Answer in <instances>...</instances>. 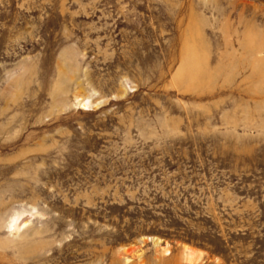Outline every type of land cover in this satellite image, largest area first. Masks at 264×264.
Listing matches in <instances>:
<instances>
[{
  "label": "rangeland",
  "instance_id": "1",
  "mask_svg": "<svg viewBox=\"0 0 264 264\" xmlns=\"http://www.w3.org/2000/svg\"><path fill=\"white\" fill-rule=\"evenodd\" d=\"M0 264H264V0H0Z\"/></svg>",
  "mask_w": 264,
  "mask_h": 264
},
{
  "label": "bare ground",
  "instance_id": "2",
  "mask_svg": "<svg viewBox=\"0 0 264 264\" xmlns=\"http://www.w3.org/2000/svg\"><path fill=\"white\" fill-rule=\"evenodd\" d=\"M85 106V105H84ZM14 230H18L17 224L13 225ZM187 248V247H186ZM189 251H191V255L194 253L190 248H187ZM168 253V252H167Z\"/></svg>",
  "mask_w": 264,
  "mask_h": 264
}]
</instances>
